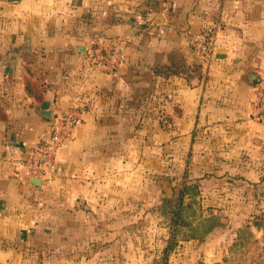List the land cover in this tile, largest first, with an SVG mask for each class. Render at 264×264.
<instances>
[{
    "label": "crops",
    "instance_id": "crops-1",
    "mask_svg": "<svg viewBox=\"0 0 264 264\" xmlns=\"http://www.w3.org/2000/svg\"><path fill=\"white\" fill-rule=\"evenodd\" d=\"M156 2L0 0V250L13 248L17 232L38 236L34 225L47 216L56 249L80 248L88 227L54 226L63 211L46 203L61 202L63 186L97 184L84 176L105 151L119 155L121 138L148 117L166 123L167 137L192 139L194 154L212 158L215 170L253 182L264 173V122L251 118L253 87L242 79L264 76V21L249 16L245 0ZM205 31L215 44L203 64L190 37ZM116 36L127 43L113 70L90 65L86 46ZM42 101L51 111L74 109L76 123L52 176L34 185L19 162L48 128L37 113Z\"/></svg>",
    "mask_w": 264,
    "mask_h": 264
},
{
    "label": "rangeland",
    "instance_id": "rangeland-1",
    "mask_svg": "<svg viewBox=\"0 0 264 264\" xmlns=\"http://www.w3.org/2000/svg\"><path fill=\"white\" fill-rule=\"evenodd\" d=\"M245 1L249 16L264 21V0ZM165 124L157 117L139 120L134 136L121 138L120 154L105 151L103 163L84 176L97 184L75 185L72 192L63 186L61 195L53 193L61 202L46 203L63 211L54 226L88 227L80 248L56 249L47 216L34 225L39 237L13 234L0 264H264V223L252 225L264 211V173L253 182L215 170L212 158L194 154L192 139L167 137ZM246 225L249 231L238 232Z\"/></svg>",
    "mask_w": 264,
    "mask_h": 264
},
{
    "label": "built area",
    "instance_id": "built-area-1",
    "mask_svg": "<svg viewBox=\"0 0 264 264\" xmlns=\"http://www.w3.org/2000/svg\"><path fill=\"white\" fill-rule=\"evenodd\" d=\"M127 39L116 36L107 41H92L86 46L87 62L105 71H112L119 63L121 53ZM214 36L208 32H199L190 37V46L200 63L206 64L212 59ZM250 99V115L254 121L264 122V76L259 77L256 87H253ZM49 119L45 135L39 138L28 149L19 162L25 177H36L40 180L52 176L56 153L68 141L74 124L76 112L74 109H63L55 104Z\"/></svg>",
    "mask_w": 264,
    "mask_h": 264
},
{
    "label": "water",
    "instance_id": "water-1",
    "mask_svg": "<svg viewBox=\"0 0 264 264\" xmlns=\"http://www.w3.org/2000/svg\"><path fill=\"white\" fill-rule=\"evenodd\" d=\"M28 44V40H27ZM28 47V46H27ZM83 48V47H82ZM26 49V48H25ZM28 50V49H27ZM84 51V50H83ZM195 55V54H194ZM248 85H251L252 87H256L259 81V76L256 73H249L245 75L242 78ZM37 113L45 118L50 119L52 112L50 109L49 102L47 101H42L40 105L38 106ZM30 183L34 185H39L40 184V179L36 177H25Z\"/></svg>",
    "mask_w": 264,
    "mask_h": 264
},
{
    "label": "trees",
    "instance_id": "trees-1",
    "mask_svg": "<svg viewBox=\"0 0 264 264\" xmlns=\"http://www.w3.org/2000/svg\"><path fill=\"white\" fill-rule=\"evenodd\" d=\"M183 192H184V189H181L180 190V194H179V196H177V198L175 199V206H176V209L174 210V212H173V214H172V219H173V221L176 223L177 222V220H178V215H179V213H180V208H181V205H182V194H183ZM254 220H253V223H252V225H259L260 226V224L261 223H264V211L263 212H261L260 214H258V215H256L254 218H253ZM261 226H264V225H261ZM248 228H249V226L248 225H246V226H244V228H242L241 230H239L238 232H245V231H249L248 230ZM263 228V227H262ZM172 243H170L169 245H167V248H166V250L165 251H168V250H170L171 249V247H172Z\"/></svg>",
    "mask_w": 264,
    "mask_h": 264
}]
</instances>
